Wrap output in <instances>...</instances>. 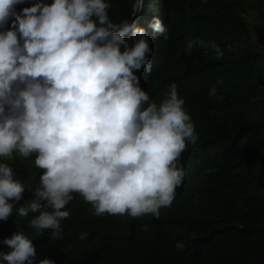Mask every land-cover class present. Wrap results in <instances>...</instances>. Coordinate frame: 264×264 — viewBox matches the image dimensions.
<instances>
[{
	"label": "clouds",
	"instance_id": "1",
	"mask_svg": "<svg viewBox=\"0 0 264 264\" xmlns=\"http://www.w3.org/2000/svg\"><path fill=\"white\" fill-rule=\"evenodd\" d=\"M21 3L0 0V29L14 17L11 28L0 31V158L34 153L35 166L44 170L30 208L45 204L27 227L62 239L61 222L70 218L66 206L74 193L97 216L159 218L186 177L181 155L199 137L175 82L159 103L140 87L135 72L152 67L145 30L114 23L106 0H36L18 13ZM139 8L137 0L134 10ZM150 27L169 38L159 19ZM130 31L131 47L125 39ZM195 47L223 58L215 41L188 40L185 52ZM216 93L214 85L209 95L222 100ZM24 191L13 167L0 162V220L12 215L9 201H20ZM27 211L21 207L13 215L23 219ZM88 235L82 232L79 239ZM3 243L10 251L0 253V260L33 264L36 240L22 230ZM176 247L182 251L183 242ZM39 264L54 262L45 258Z\"/></svg>",
	"mask_w": 264,
	"mask_h": 264
},
{
	"label": "trees",
	"instance_id": "2",
	"mask_svg": "<svg viewBox=\"0 0 264 264\" xmlns=\"http://www.w3.org/2000/svg\"><path fill=\"white\" fill-rule=\"evenodd\" d=\"M136 1L106 0L109 18L131 21ZM35 2L24 0L15 11ZM138 18L134 25L145 30L152 50L151 72L146 66L135 72L140 87L159 103L175 82L199 137L181 155L186 177L171 206L162 207L159 218L97 216L74 193L66 206L70 218L61 222L63 238L36 235L27 225L43 208L37 201L40 209L32 212L30 204L44 170L34 166V153L27 159L14 153L0 162L13 167L25 191L20 201L9 202L14 211L34 214L0 220V253L10 251L3 240L22 230L36 240L33 264L45 258L54 264H264V0H143ZM154 18L168 28V39L150 27ZM131 36H125L130 47ZM196 38L215 41L223 58L210 48L186 53L187 41ZM214 85L222 100L209 95ZM82 232L89 234L84 240Z\"/></svg>",
	"mask_w": 264,
	"mask_h": 264
},
{
	"label": "water",
	"instance_id": "3",
	"mask_svg": "<svg viewBox=\"0 0 264 264\" xmlns=\"http://www.w3.org/2000/svg\"><path fill=\"white\" fill-rule=\"evenodd\" d=\"M136 3H137V1H136ZM139 3H140V8H139V10H134V14L132 16V20L129 21V23H134V24L136 23V21H137V19L139 17L140 11L142 9L143 0H139ZM135 6H136V4H135ZM135 6H134V8H135Z\"/></svg>",
	"mask_w": 264,
	"mask_h": 264
},
{
	"label": "bare ground",
	"instance_id": "4",
	"mask_svg": "<svg viewBox=\"0 0 264 264\" xmlns=\"http://www.w3.org/2000/svg\"><path fill=\"white\" fill-rule=\"evenodd\" d=\"M138 19H139V18H138ZM144 69H146V68H144ZM151 69H152V68H151ZM146 72H147V74L150 73V72H148L147 70H146ZM140 74H141V73H140ZM145 75H146V74H145ZM145 75H144V76H145ZM138 77H140V76H138ZM145 78H146V77H145ZM147 79H148V78H147ZM7 162H9V161L7 160ZM3 163H4V162H3ZM34 166H35V165H34ZM33 171H34V170H33ZM35 171H36V170H35ZM35 171H34V172H35ZM43 202H44V201H43ZM44 204H45V202L43 203V205H44ZM15 207H16V206H15ZM32 212H33V211H32ZM34 212H35V211H34ZM33 214H34V213H27L28 216H31V215H33ZM12 215H13V214H12ZM12 215H11V216H12ZM13 216H16V217L19 218L21 215H13ZM24 216H25V215H24ZM26 217H27V216H26ZM11 219H12V218H11ZM17 221H19V220H17ZM23 222H24V221H23ZM23 225H24V224H23ZM25 225H26V224H25ZM15 227H16V226H15ZM19 227H20V225H19ZM22 227H24V226H22ZM20 228H21V227H20ZM31 231H32V230H31ZM29 233H30V232H29ZM42 239H43V238H42ZM44 240H46V239H44ZM44 240H43V241H44ZM41 241H42V240H41Z\"/></svg>",
	"mask_w": 264,
	"mask_h": 264
},
{
	"label": "built area",
	"instance_id": "5",
	"mask_svg": "<svg viewBox=\"0 0 264 264\" xmlns=\"http://www.w3.org/2000/svg\"><path fill=\"white\" fill-rule=\"evenodd\" d=\"M259 49H260L262 56L264 57V41H261L259 43Z\"/></svg>",
	"mask_w": 264,
	"mask_h": 264
}]
</instances>
